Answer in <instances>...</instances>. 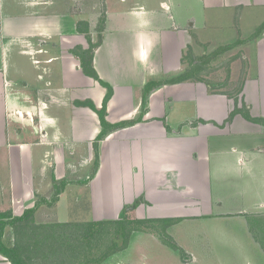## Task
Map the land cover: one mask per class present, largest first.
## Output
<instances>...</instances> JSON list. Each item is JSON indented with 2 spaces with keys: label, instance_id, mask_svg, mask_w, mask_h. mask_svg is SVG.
I'll list each match as a JSON object with an SVG mask.
<instances>
[{
  "label": "crops",
  "instance_id": "1",
  "mask_svg": "<svg viewBox=\"0 0 264 264\" xmlns=\"http://www.w3.org/2000/svg\"><path fill=\"white\" fill-rule=\"evenodd\" d=\"M196 2L202 7L195 9ZM14 6L7 11L4 5L0 11V216L6 213L0 217L6 222L0 239L5 247L10 248L7 243L13 220L35 206L36 195L48 188L49 178L65 180L62 193L56 195L59 208L73 198L67 196L68 189L76 190L73 195L77 197L75 165L65 167V161L57 156L61 150L68 156L78 154L85 141L89 154L91 140L100 131L97 113L81 102L89 100L99 109L107 89L86 75L69 51L75 45L89 46L86 33L78 32V22L87 24L92 42L101 36L92 66L100 80L112 88L106 119L127 122L109 132L100 146L118 132L142 133L130 147L132 174L139 186L128 201L143 197L139 206L146 204L150 214L137 215L138 219L174 220L173 228L182 221L206 225L200 234L204 240L192 244L177 239L175 231L167 232L180 250L195 254L192 247L207 244L204 234L214 229L213 234L225 241L232 230H237L223 227L219 230L225 234L219 236L218 229L213 228L218 218L254 212L262 204L256 205L258 198L264 200V143L259 138L264 135V124L252 122L241 113L228 119L235 98L221 91L214 93L217 88L201 79L203 74H197L198 79L167 80L187 70L186 57L193 52L192 60L197 48L205 46L212 52L218 46L245 39L225 50L255 49V65L245 72L237 106L242 108L244 103L252 117L264 118V30L254 44L247 41L251 32L241 30L243 16L250 8L263 11L255 26L264 19V0H15ZM223 9L232 13V22L224 26L233 29L235 37L214 45L205 37L218 21L211 17ZM87 12L97 14L93 25L87 20ZM110 13L118 17L114 23ZM14 46L36 67L34 71L8 73L7 53ZM117 96L130 99L131 105L110 120L109 111ZM101 152L103 158L105 150ZM103 170L101 160L92 179L87 180V174L82 180L76 178L86 194L81 198L84 204L85 200L90 204L95 200L92 184L101 180ZM145 175L150 184L144 182ZM111 186L109 182L104 193L101 190L100 205L110 201ZM112 201L116 197L112 196ZM249 228L238 231L251 238L246 245L256 251L259 246ZM180 230L178 236L182 237ZM0 264H11L2 250Z\"/></svg>",
  "mask_w": 264,
  "mask_h": 264
},
{
  "label": "rangeland",
  "instance_id": "2",
  "mask_svg": "<svg viewBox=\"0 0 264 264\" xmlns=\"http://www.w3.org/2000/svg\"><path fill=\"white\" fill-rule=\"evenodd\" d=\"M114 1L117 2V0ZM4 5L5 10L7 11H11L16 7L14 6L15 0H0V11H2V7ZM20 7L22 8L21 5ZM198 7H202L201 3L196 2L195 9H198ZM262 12L263 11L261 10L254 11L251 8L248 9V11L243 16L241 27L242 33L245 34L251 32V34H253L256 32L258 25L264 20L263 19L258 25L255 26V24L257 23L256 20H258L260 17L262 18ZM112 13H110V22L113 21L114 23V19L117 15ZM237 15L238 14H236V19L238 17ZM95 16H97L95 12L91 14L88 13L87 20L91 25L95 23ZM232 17V13L227 9H223V11L220 13L215 12L211 19H217L218 21L214 25L215 29H210V31H207V36L205 37V39L207 38V40L212 42L214 45H219L224 43L225 41L233 39L235 37V31L230 27L228 28L224 26L225 24L228 25L232 22ZM110 22L108 25H110ZM80 27H84L85 29H87L86 25L84 26V24H80ZM218 28L219 33H217L216 30ZM94 33L93 38H96V33ZM257 38L249 39L247 41L253 42L254 44ZM217 48L213 51L211 50L212 52H210V49L205 46L197 48L195 51L196 56L192 60H190V56L193 52L190 53V51H188V53H190L188 54L189 58L186 57L185 60V63H188L187 70L190 68V66L192 68H195L197 74H203L204 77H200L201 79H206L213 86H215L214 88H217V90L213 91L214 93H219L220 91L227 93L229 98H235L234 101L236 104L237 100L239 101L240 98L239 95L241 92L243 80L245 79V72L247 71V69H249V67H254L255 65V49L250 52L248 50V47L245 46L239 49L233 48L230 51L215 53L217 52ZM207 57L209 58L207 59ZM200 61H202L201 63L204 64L200 65ZM7 64L8 73L9 71L16 72L15 70L17 69H22L30 73L36 69V67L31 64L30 60L26 56L20 55L17 51H15V46L10 47V49L8 50ZM34 96L36 95L34 94ZM129 100L130 99L125 100V97L120 98L119 96H117V99L114 101L113 106L111 105L109 111V119L115 120L116 117H118L121 113L120 111H124L126 108H130L131 102L128 103ZM86 101L87 100H85L84 102ZM241 101L242 103L244 102L243 98H241ZM136 119L140 120V118ZM119 122H124V120L120 119L117 122H110V124ZM121 127L122 126L111 129V131H115L116 129L119 130L121 129ZM262 131V134H264V129ZM138 135H142V133L135 132V130L118 132L117 134L113 135V137H111L103 147L100 146V142L105 138L103 137L97 141L96 135L91 140V148L89 149V154H86L88 152V143L86 141L81 145V150H79L80 146H78V149L75 152L77 153L78 150L80 152H78V154H75L74 156H68L67 153H64L61 150L60 156L57 157L61 161H65L64 166L67 167L70 163H74L75 165L73 178L75 179L74 186L78 189V195L77 197H75L73 193L76 190L68 189L67 196L73 198H71V200H68L66 204H63L62 207L59 208V205H56L57 201L59 200V196H56L55 190L56 187L59 186V183L61 181H54L53 179L49 178V175L51 174H48L47 178L49 179L47 180L48 182L46 181V183L49 184L47 186L48 188L42 189L36 195L37 205L33 213L27 214L28 216L23 221L15 222V224L11 228V234L8 239L9 241L7 244H9L10 247L15 246L16 244L20 245V249L23 250L22 254L24 256V264H51L46 263V261L44 262L38 251L43 250V243L46 242V238L44 237L46 236V234H48L49 231L57 232L59 234V242L62 244L64 253L67 255V262H64L62 264H93L94 262L89 263L88 258H97L100 255L101 251L106 250V248L109 247L108 240L111 235L104 236L100 241H94L93 239L92 242H90L89 247L85 246L81 248L78 246V244L82 237H80L81 233H79V235L75 234V224L79 226L80 224H85L92 221L117 220L122 218L120 216L121 213L123 214L122 219L126 220L136 219L137 215L145 214L147 216L148 214H150V208L146 206V204H144L145 206L138 205L139 208L137 209L136 207H132L133 202H129L130 199H132L131 196L134 195L136 191H138L137 186H139L135 177L133 178L132 172L134 170V161L132 159L133 156L130 150V147L132 148L135 143L133 139ZM259 138L261 139L260 142H262L263 145L264 135H260ZM94 143L98 145V148L94 146ZM250 145L252 146V143H250ZM102 149L105 150L103 158L100 156V153H102ZM96 154L97 156L95 160ZM74 157L80 158L76 159ZM101 160L104 167L102 173L103 176L101 180L95 181L92 184L94 189L92 188L91 190V193H94L96 198H92V200H95L91 201V204L89 203V199L85 200L87 204H84V201L82 199L83 196H86V194H83L81 190L82 186H80L82 184H77L76 178H78V180H82V178H86V175L84 174H87V180L88 178L92 179L93 175L91 174H94L96 172L95 170L99 167ZM96 161L97 165H95ZM84 162H87L88 164L84 166ZM145 177L146 175L144 176V178ZM109 182L112 185V196L116 197V201H112L111 196L110 201H108L107 203V201L105 200L102 206L100 205L101 201L99 200V195L101 194V190L104 193V186ZM144 182L150 184V178L146 177V180ZM64 183L65 180H63V185ZM148 186L150 187V185H147L146 187ZM252 191L255 190L252 189ZM119 195L121 196L120 198ZM54 196L56 197V199L52 200ZM142 198L143 197H139L137 198V200L143 203ZM124 201L128 202H126L124 205H121L124 203ZM261 201L262 204L259 205L258 203H261ZM263 201L264 200L262 198L257 199L256 205H258L256 206V209H254V212H247V214L246 212H244L239 216L237 215V217L234 216V218L228 219L218 218L217 222L213 223V228L218 229L217 234L219 236H223L225 234L224 231L219 230L223 227L229 229H237L236 231L240 229H242V231H245V227H250V234L252 235L253 240L259 246L256 247L258 248L256 249V251H253L250 246L246 245L249 243V240L251 238L245 237V235L239 233V231L237 233H235V230L234 232L233 230L231 232L229 231V235H227L225 241H223L221 240L223 239L222 237H218L216 234H213L214 232H216L214 231V229L211 233L209 232L208 234H204L207 244L195 245L196 247H192L195 254L180 251L178 249L171 250L172 248L169 245H171L170 243H174V241L176 242V240H174L170 233L168 234L167 232L171 230L175 231L176 233L173 234L176 235L177 239H179L180 241L185 239L188 240L190 244H192L194 242L196 243L201 242L200 240H204V238L201 237L200 234H202L201 232L207 226H203L201 224L196 225L191 222L182 221L180 224H177V226L173 228L171 227V225L175 223L174 220H160L150 222V225H145L146 227H141L139 230H132L128 236V241L125 246L121 247L120 242V246L115 250L114 253H112L101 263L95 264H251L254 261H256L255 264H264ZM187 203H189V201ZM237 204L238 203H236V207H241L237 206ZM185 206H187V204ZM99 208H101L100 213L98 210ZM68 215L70 216L68 217ZM221 216L223 215H220L219 217ZM59 218L67 220L58 221ZM57 222L68 223L72 225L61 227L59 224H57ZM124 225L126 231H129V229L132 228V225L130 224ZM179 230L181 231V234H183V238L178 236L180 235ZM120 232H122V230H120ZM106 233L109 232L106 230ZM169 239L170 241L171 239H173V241L168 242ZM51 244L52 247H54L53 251H55V249L57 250V246L55 247L54 245V240L51 242ZM167 246L170 247V249ZM255 246L257 245L255 244ZM59 259H62V257H53L54 261H59ZM53 264L57 263L53 262Z\"/></svg>",
  "mask_w": 264,
  "mask_h": 264
},
{
  "label": "trees",
  "instance_id": "3",
  "mask_svg": "<svg viewBox=\"0 0 264 264\" xmlns=\"http://www.w3.org/2000/svg\"><path fill=\"white\" fill-rule=\"evenodd\" d=\"M80 24H82V22H78L77 28H78L79 32L82 31V32L86 33V37H87L89 46L84 49L80 45H76V46L72 47L69 51L75 57H77L78 60L80 61V67H81L82 71L86 75L92 77L93 79L98 80L107 89L105 96L103 98L102 105L99 109L95 108L93 103L90 102L89 100H87L86 102H81V103H83L81 105L89 106L98 115L99 124H100V131L96 136V140L98 141L99 139L105 137L109 132H111V129L118 128L120 126L123 127L127 124V122L124 121V122H119V123H115V124H110V122H108L106 120V103L112 95V88L110 85H108V84L104 83L102 80H100V78L98 77V75L96 74V72L92 66L93 52H94L95 47L99 43L101 36L98 35V40L96 42H92L90 37L87 35V32H88L87 24H86L87 29L81 28ZM263 30H264V20L258 25L256 32L251 34L250 37H248V40L257 38L263 32ZM99 32H100V30H99ZM244 41H246V40L241 39V40H237V41H234L232 43H229V44L219 46L217 48V52H215V53L224 52L225 50L230 49L231 47H234V45H237V44L242 43ZM208 58L209 57H207V59ZM202 61H200V65L204 64V63H201ZM195 70H196L195 68L190 67L188 70L184 71L179 76L174 77L172 79H169L167 81L168 82H175V81H181V80L188 79V78L198 79L199 76L197 75ZM213 87H215V86H213ZM236 113H241L246 119H248L252 122L264 124V118L252 117L249 114L248 109H246V106H244V105L242 108H239L237 106V103H236L234 109L230 112L228 119H231V117ZM128 124H130V123H128ZM94 146L96 148H98V145L95 143H94ZM96 156H97V154L95 155V160H96ZM95 165H97V161L95 162ZM91 175H94V174L92 173ZM62 188H63V181H61L59 183V186L56 187V190H55L56 195H58L61 192ZM55 199H56V197L54 196L52 200H55ZM139 204H140L139 200L135 199L132 203V207H137ZM36 205H37V202L35 203L34 207H32L30 209H26L23 212V214L19 217H16L13 220V222H20V221H23L24 219H26V217L28 216L27 214L33 213ZM5 214L6 213H2V215L0 217L1 218L6 217ZM120 216L123 218L122 213L120 214ZM122 218L117 219V220L92 221V222H87L85 224H80L79 226L76 224L74 225L75 234L79 235V233H81L80 237H82V238L80 239V242L78 244V246L81 248H83L85 246L89 247L90 242H92L93 239H94V241H96V240L100 241L104 236L111 235L109 237V240H108L109 241V247H107L106 250L101 251L100 255L97 258H93V259L88 258L89 263L94 262L93 264H95V263H101L102 261H104L107 257H109L112 253L115 252V250L120 246V242H121V247L125 246V244L128 241V236L132 230H134V229L139 230L141 227H146V226H148V224L150 225V222L160 221V219L153 220V219H148V218H146V219L136 218L133 220H126V219H122ZM124 220H126V221H124ZM4 223H6V222H4L2 219H0V238L2 236L3 227L5 225ZM57 224H59L61 227L66 226V225H68V226L72 225V224H68V223H59V222H57ZM124 224H127V225L130 224V225H132V228H130L129 231H126ZM77 227H78V229H77ZM106 230L109 233H106ZM120 230H122V232H120ZM44 238H46V242L43 243V246H44L43 250L42 251L38 250L39 255H41V258L44 260V262L46 261V263H51V264H53V262H56L57 264H62L64 262H67L66 261L67 255L64 253V250L62 248V244L59 242V234L57 232H50L49 231L48 234H46V236ZM53 240H54L55 247L57 246V250L55 249V251H53L54 247H52V244H51V242ZM170 244H171L170 246L173 249L180 250V248L175 243H170ZM0 250H2L6 254V256L11 261V264H24V259H23L24 256L22 254L23 250L20 249L19 244H16L15 246L10 247V248L5 247L3 245V243L1 242V239H0ZM180 251H182V250H180ZM55 256H61L62 259H59V261H54L53 257H55ZM86 264H88V263H86Z\"/></svg>",
  "mask_w": 264,
  "mask_h": 264
},
{
  "label": "water",
  "instance_id": "4",
  "mask_svg": "<svg viewBox=\"0 0 264 264\" xmlns=\"http://www.w3.org/2000/svg\"><path fill=\"white\" fill-rule=\"evenodd\" d=\"M261 151H263V152H264V146L261 148Z\"/></svg>",
  "mask_w": 264,
  "mask_h": 264
}]
</instances>
